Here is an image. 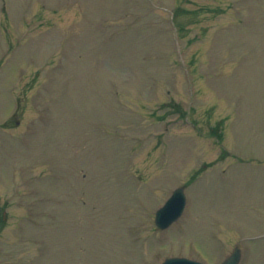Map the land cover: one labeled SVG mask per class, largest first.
Segmentation results:
<instances>
[{
  "label": "rangeland",
  "instance_id": "1",
  "mask_svg": "<svg viewBox=\"0 0 264 264\" xmlns=\"http://www.w3.org/2000/svg\"><path fill=\"white\" fill-rule=\"evenodd\" d=\"M5 4L0 264H217L237 244L264 264V0ZM30 21L57 26L55 81L32 54L44 33L21 42ZM203 167L183 222L158 230L155 210Z\"/></svg>",
  "mask_w": 264,
  "mask_h": 264
},
{
  "label": "water",
  "instance_id": "2",
  "mask_svg": "<svg viewBox=\"0 0 264 264\" xmlns=\"http://www.w3.org/2000/svg\"><path fill=\"white\" fill-rule=\"evenodd\" d=\"M186 204V197L183 188L175 190L173 196L167 203L158 211L157 222L161 227H166L175 219H177ZM240 251L237 249L231 256H229L223 264H238L240 260ZM164 264H202L186 258H171L167 259Z\"/></svg>",
  "mask_w": 264,
  "mask_h": 264
}]
</instances>
